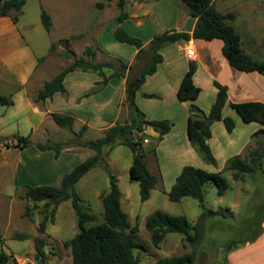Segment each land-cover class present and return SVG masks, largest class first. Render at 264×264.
I'll return each instance as SVG.
<instances>
[{
  "label": "rangeland",
  "instance_id": "1",
  "mask_svg": "<svg viewBox=\"0 0 264 264\" xmlns=\"http://www.w3.org/2000/svg\"><path fill=\"white\" fill-rule=\"evenodd\" d=\"M212 1L218 12L234 15V20L229 23L239 35L242 50L252 58L249 49L255 46L257 57L252 59L263 60L264 0ZM24 2L17 14L16 28L31 51L41 58L37 60L39 63L37 74L44 82L50 81L73 59L84 57V50L93 46L96 32L107 22L115 19L120 11L117 0H24ZM138 3L148 8L152 6V0H125L124 8L131 9L133 4ZM177 4L179 13L184 9L178 0ZM41 9L50 16L51 27L48 32L44 30L40 21ZM13 15L14 12L10 13V16ZM111 24V22L108 23V26L110 27ZM52 45H54L53 51H51ZM99 58L91 63L103 62L104 57L99 56ZM144 62L145 60L135 64L134 71L129 75L131 79H134ZM99 79L101 80L100 77ZM203 79L204 76L200 74L197 82L201 89V97L203 101H206L212 92V86L206 84L205 79L203 82ZM11 91L10 77L0 70V92L11 93ZM10 98L13 102L15 100L12 107L0 105V251L10 257V263L38 264L35 260L34 241L42 239L45 242L44 252L47 264H72L70 249L64 246V242L78 232L77 218L72 209L71 200H65L56 207L52 221L48 219L45 232L40 233L38 226L43 220V213L46 212L49 216L52 207H45V202H31L21 198L27 188L38 185L16 176L21 152L14 145L16 138L20 136L29 137L32 148L37 143L70 141L72 144L61 148L60 151L74 150L71 148L77 146L75 143L84 139L77 138L68 130L59 129L53 122L42 124L48 132H45L44 137H41V133L37 130L31 133L32 124H36V121L27 117L25 107L19 103L17 105L13 96ZM143 102L144 100H139L134 104L142 113H151V103L144 105ZM230 113L235 114L232 110ZM129 114L131 115L130 110ZM130 121L131 117L127 116L125 121L118 124H128ZM239 124L240 126L235 125V134L241 132L242 128L244 129L243 126L258 125L245 124L241 121ZM247 129L252 130L251 127ZM98 135L100 134L97 132H89L87 138L94 140ZM134 138L140 140L146 138L149 141L148 144L141 141V149L144 152L147 170L158 180L150 192L149 199L144 202L140 200L138 182L129 178L128 170L132 163L130 150L123 145H116L112 149L107 147L103 151L108 153L105 158L106 165H95L74 187L80 198L81 208L93 217V220L86 223L85 227L94 226L103 221L101 195L108 193L110 177H113L121 193L120 207L127 217L129 227H138L134 239L144 247V251H135L140 264H151L157 260L190 252L194 253L193 264H235L232 262L233 259L230 260L231 255L242 248L244 242L251 243L261 233L260 224L264 220V162L261 161L259 169L254 174L244 175L243 179L238 181L232 179L231 171L221 172L227 189L220 197L212 183L205 185L204 207L213 213L201 218L202 209L196 200L186 197L179 203H172L167 199L164 193L168 191L165 190L168 185L167 179H169L167 168L172 162L174 163V160L168 149L163 151L159 147V140L154 130L144 126L143 132L135 133ZM243 141H246V138ZM215 142H219L218 136ZM245 146L246 144L241 150L242 153L239 152L240 159H248L249 152L255 149L264 152V132L252 137L249 144ZM93 155L88 150H83L82 153H76L73 159L80 158L84 161ZM234 156L221 155L219 159L221 165L218 166L215 160L216 165L212 166L213 170L209 172L218 171V167L223 168ZM69 171L63 173L66 174ZM156 211L171 216L186 217L191 233H194L192 228L196 227L200 239L189 244L183 240V235L169 233L159 247L154 248L144 224L146 218ZM16 234H23L26 239H14ZM248 262V264H264V252L250 258Z\"/></svg>",
  "mask_w": 264,
  "mask_h": 264
},
{
  "label": "trees",
  "instance_id": "2",
  "mask_svg": "<svg viewBox=\"0 0 264 264\" xmlns=\"http://www.w3.org/2000/svg\"><path fill=\"white\" fill-rule=\"evenodd\" d=\"M186 14L196 19L194 29L191 33H169L165 32L156 35L150 41L148 49H142V42L127 34L123 29H116L113 33L114 39L119 43H125L135 47L138 50L137 58L141 54L149 55V60L141 70L139 76L134 82H127L126 102L131 112V121L126 124H116L107 129L103 136L92 141H79L75 144L79 147L89 148L94 152L89 157L73 167L71 171L61 177L58 186L41 185L27 188L22 199L31 202H45V207H52L49 216L43 213V220L38 226L40 233L45 232L46 222L52 221L56 207L63 201L70 199L71 206L77 218L78 232L64 246L70 249L72 264H140L135 251L142 250L144 247L134 239L138 232V227H129L127 217L120 207L121 193L117 187L116 180L110 177V188L107 194L101 195V204L103 208V221L100 224L85 227V224L92 221L93 217L87 214L80 205V198L74 190L78 181L85 176L95 165L105 164L103 151L105 148L112 149L116 145L126 146L132 154V163L128 173L131 180L137 181L139 185V195L142 202L150 197L151 190L157 184V178L149 173L144 160V152L141 149V141L134 138L135 133H142L143 127H151L161 139L171 128V124L166 120L146 121L143 115L134 104L136 90L143 84L145 77L155 72L156 66L162 62L159 50L166 44L174 43L182 39L184 41L218 40L222 43L221 54L228 65L235 71L242 73H257L264 76V59L261 61L253 60L248 56L240 46V38L229 22L234 20L232 13L222 14L218 12L212 0H178ZM24 0H0V18L10 17L13 23L17 21V14L24 5ZM125 0H117V7L120 10L116 20L122 22L127 15L123 11ZM14 12L13 16L10 13ZM40 21L45 31L51 27L50 16L43 10H40ZM54 45L51 46V51ZM84 57L73 59L72 62L62 69L50 81L45 82L42 88L37 92L35 101H44L55 93H65L63 81L65 77L73 71L94 72L101 78L99 85L104 86L109 80L124 76L127 65L120 62H100L92 64L96 53L92 48H86L83 52ZM67 56L69 54H66ZM88 59V60H87ZM104 69L110 71L108 76L103 72ZM194 68L191 65L183 75L176 92V99L179 102L189 103L188 119L186 124L187 140L201 155L206 164L213 165L214 158L207 145L210 137V126L213 122L221 121L226 132L230 133L234 124L229 118H222V109L226 103V88L214 82L216 88L215 101L212 104L209 113L204 115L202 111L193 104L196 101L200 89L193 84L192 76ZM146 98L152 96L144 95ZM13 104L9 97L0 95V105L9 107ZM229 107L237 114L239 119L247 123H256L260 128L252 135L257 136L264 132V104L258 102H246L239 104H229ZM51 119L59 128L71 131L73 126V117L71 115L52 114ZM85 130L83 127L75 136L80 138ZM72 144L65 143H37L35 148L38 151L52 150L55 156L61 148ZM31 145L28 137L16 138L15 148L20 150ZM104 154H108L105 152ZM264 162V152L258 149L252 150L248 154V159H240L235 156L230 159L221 171L208 172L192 166H184L176 176L173 184L167 192H164L167 199L172 203H179L181 199L189 197L197 201L202 209L201 218L212 214L213 212L204 207L203 188L212 183L217 188V195L220 197L227 189L225 180L221 177V172L231 171L234 181L242 180L244 175L254 174ZM144 227L149 233L151 245L158 248L169 233H178L184 236L183 240L193 244L200 239L199 231L196 227L192 230L184 216H171L166 213L156 211L146 218ZM14 239L25 240L23 234H16ZM45 242L42 239L34 241L35 260L38 264H47L46 254L44 252ZM194 253L174 256L167 259L157 260L151 264H193ZM0 264L10 263V257L0 251Z\"/></svg>",
  "mask_w": 264,
  "mask_h": 264
},
{
  "label": "crops",
  "instance_id": "3",
  "mask_svg": "<svg viewBox=\"0 0 264 264\" xmlns=\"http://www.w3.org/2000/svg\"><path fill=\"white\" fill-rule=\"evenodd\" d=\"M143 5L142 3L133 4L131 9L126 10L124 3L123 11L127 15L126 19L122 22H118L116 18L112 19L110 27L108 26L110 22H107L94 35L91 48L96 53L95 59L103 56V62L112 61L126 64L127 68L123 77L111 79L105 86H101L98 84L100 79L97 73L73 71L63 81L65 93H55L50 98L38 102L35 101L36 94L45 83L40 80L39 74H37L39 68L37 60L41 58L33 53L22 40L23 37L18 34L16 28L17 23L14 24L9 17L0 18V70L10 77L12 86L11 93L0 92V95L9 98L13 96L17 105L19 103L25 107L27 117L36 121V124H32L31 133L37 130L38 133H41L40 136L44 137L45 132H48L42 127V124L53 122L52 114L71 115L73 126L70 132L77 134L85 127L80 138L84 141H92L87 138L89 132L99 133L100 135L96 138L99 139L107 129L125 121L127 116L132 117L126 102V85L127 82H134L137 79L148 62L149 55L141 54L137 58L138 50L131 45L117 42L113 36L114 31L120 28L130 36L140 39L142 49L146 51L154 36L165 32L191 35L196 23V19L189 17L184 10L178 13L177 0H152L151 8ZM189 44H192L195 51L193 57L185 55ZM221 47L222 43L218 40L206 42L193 39L189 41L179 39L174 43L164 45L159 50L162 62L156 66L152 75L145 77V81L135 92L134 103L139 100H144V105L151 103V113L144 114L140 111L144 120H166L171 124L169 132L161 139L155 132L159 140V147L163 151L168 149L174 160V163L172 162L167 168L169 179H167L168 185L165 190H169L184 166H192L209 172V170H213L212 166L216 165L215 163L213 165L206 164L187 140L186 124L189 103L179 102L176 99L180 81L191 65L194 68L193 84L199 88L197 77L201 74L204 76L206 84L212 86V92L206 101H203L199 88L200 93L196 101L193 102L204 115L209 113L215 101L214 82L226 88V103L221 114L222 118L231 119L234 128L228 133L221 121L213 122L210 126V137L207 140V145L213 158H216L214 161L217 160L218 166L221 165L219 162L221 155L228 154L238 157L242 153L244 145L249 144L252 135L260 128L259 125L251 124L252 126H248L252 128L251 131H248L247 126H243L244 129L242 128L241 132L235 134V125L240 126L241 120L235 116L236 113H230L232 109L229 104L246 102L264 104V76L257 73H242L232 69L221 54ZM255 49V46L249 49L252 58L257 57ZM144 60L143 66L134 79H131L129 75L134 71L135 64ZM103 72L106 76L110 74L107 69H104ZM144 95L152 96V98H146ZM14 104L15 100L9 107ZM217 136L219 144L215 142ZM244 138L246 141H243ZM148 143L149 141L145 144ZM30 146L22 150L19 149L21 154L18 158L16 176L32 181L38 186H58L61 177L65 174L63 172L69 171L82 161L80 158L73 159L76 153L88 150L92 155L94 154L89 148L74 146L71 148L74 150L59 151L56 157L52 150L38 151L34 145L33 148ZM240 151L241 153H239ZM104 153L103 156L106 158L108 154ZM218 169V171L222 170L221 167ZM260 230V235L254 241L244 242L242 248L231 255L230 260L233 259V263L248 264L250 258L264 252V220L260 224Z\"/></svg>",
  "mask_w": 264,
  "mask_h": 264
},
{
  "label": "built area",
  "instance_id": "4",
  "mask_svg": "<svg viewBox=\"0 0 264 264\" xmlns=\"http://www.w3.org/2000/svg\"><path fill=\"white\" fill-rule=\"evenodd\" d=\"M194 48L192 47V44H189V46L186 48L185 50V55L187 57H193L194 56ZM142 143H147V139L146 138H143L142 139Z\"/></svg>",
  "mask_w": 264,
  "mask_h": 264
}]
</instances>
